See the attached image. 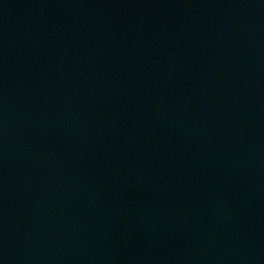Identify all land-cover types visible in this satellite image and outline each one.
I'll list each match as a JSON object with an SVG mask.
<instances>
[{
	"label": "water",
	"instance_id": "water-1",
	"mask_svg": "<svg viewBox=\"0 0 264 264\" xmlns=\"http://www.w3.org/2000/svg\"><path fill=\"white\" fill-rule=\"evenodd\" d=\"M0 264H264V0H0Z\"/></svg>",
	"mask_w": 264,
	"mask_h": 264
}]
</instances>
